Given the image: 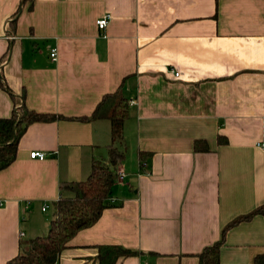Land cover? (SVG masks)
<instances>
[{"label": "crops", "instance_id": "crops-1", "mask_svg": "<svg viewBox=\"0 0 264 264\" xmlns=\"http://www.w3.org/2000/svg\"><path fill=\"white\" fill-rule=\"evenodd\" d=\"M118 90L131 168L126 154L113 205L58 264H100L101 246L137 251L116 264H200L231 221L264 205V0H0V118L17 103L61 117L29 124L0 171V264L48 233L62 185L109 163L110 119L79 118ZM257 256L264 212L221 247L222 264Z\"/></svg>", "mask_w": 264, "mask_h": 264}, {"label": "trees", "instance_id": "trees-1", "mask_svg": "<svg viewBox=\"0 0 264 264\" xmlns=\"http://www.w3.org/2000/svg\"><path fill=\"white\" fill-rule=\"evenodd\" d=\"M128 116L129 101L122 90H118L106 95L91 117L84 116L79 119L91 121L94 118H108L112 124L113 135L123 136L124 123ZM55 118L61 117L37 113L30 110L25 103L21 105L17 103L10 117L0 118V171L15 161L19 140L29 124ZM195 149L201 152L208 150L209 147L205 141L196 140ZM109 151V163L95 160L93 170L86 179L61 186V196L53 204V217L48 233L21 242L18 255L5 264H58L61 253L69 246L75 235L93 226L101 218L104 210L113 205L111 201L113 187L119 178V166L125 154L116 148ZM143 154L148 153L141 155ZM64 189L71 191L73 195L64 194ZM261 212H264V205L231 221L223 229L221 240L205 247L199 253L200 264H222L221 247L227 230ZM136 253L137 251L121 246H101L97 258L100 264H116L119 258ZM255 260L258 264H264V256H257Z\"/></svg>", "mask_w": 264, "mask_h": 264}, {"label": "built area", "instance_id": "built-area-1", "mask_svg": "<svg viewBox=\"0 0 264 264\" xmlns=\"http://www.w3.org/2000/svg\"><path fill=\"white\" fill-rule=\"evenodd\" d=\"M111 18H112V15L110 13H107L104 16H102L99 19H97L96 24H97L98 28L99 29H102V30L105 29L108 26V24L110 23ZM51 56H52V58L54 60L57 59V49H53L52 50ZM175 75L176 76H179V73L176 72ZM134 103H135V101L132 100L131 101V104H134ZM259 146L262 147V148H264V143H260ZM30 156L33 159H42L43 160V159H45L47 157V153L44 152V151H36L35 150V151H32L30 153ZM124 179H125V175L124 174H120L119 175V180L123 181ZM111 201L114 202L115 200L113 198H111ZM46 209H47V206L43 207V210L44 211Z\"/></svg>", "mask_w": 264, "mask_h": 264}, {"label": "rangeland", "instance_id": "rangeland-1", "mask_svg": "<svg viewBox=\"0 0 264 264\" xmlns=\"http://www.w3.org/2000/svg\"><path fill=\"white\" fill-rule=\"evenodd\" d=\"M111 147H109V149H112V148H116V149H118L119 151H122V152H124V154H125V156H126V154H127V162L126 163H128V165H129V167L128 168H131L130 166V164H131V160H130V154L128 153L129 152V150L128 151H125L126 150V147H125V142H124V139H123V136L122 135H112V137H111ZM125 159V158H124ZM123 159V160H124ZM133 164V163H132Z\"/></svg>", "mask_w": 264, "mask_h": 264}]
</instances>
